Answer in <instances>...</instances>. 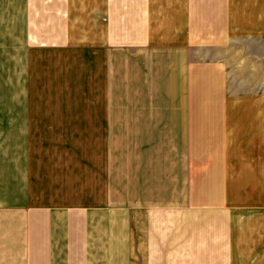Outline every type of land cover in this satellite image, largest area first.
I'll list each match as a JSON object with an SVG mask.
<instances>
[{"label":"crops","instance_id":"crops-1","mask_svg":"<svg viewBox=\"0 0 264 264\" xmlns=\"http://www.w3.org/2000/svg\"><path fill=\"white\" fill-rule=\"evenodd\" d=\"M58 2L0 0V264H79L72 259L75 250L82 241V254L89 258L92 240L99 257L117 256L120 242L133 258L129 264H157L171 255L173 264H181L184 249L192 258H206L191 264H264V109L226 102L200 110L189 100L199 82L217 90L207 96L228 97V68L219 57L213 61V50L222 56L232 35L264 38V0H88L81 5V35L93 37L84 30L96 28L100 40L92 44L104 50L106 89L125 76L121 94L133 96L121 104H97L90 112L104 123L101 128L215 130L206 142L204 216L196 206L183 224L175 212L172 218L161 215L164 203L141 202L133 227L124 219L121 233L110 205L59 208L13 195L25 187L29 130L54 127L50 105L37 103L32 88L38 66L46 65L48 73L47 60H37L38 50L47 54L55 43H69L73 22L63 14L72 11L71 0ZM89 8L93 18L86 20ZM124 33L125 41L115 39ZM154 38L157 42L150 41ZM94 78L99 79L98 71ZM197 121L205 125L191 124ZM251 208L254 216L247 217Z\"/></svg>","mask_w":264,"mask_h":264},{"label":"rangeland","instance_id":"rangeland-1","mask_svg":"<svg viewBox=\"0 0 264 264\" xmlns=\"http://www.w3.org/2000/svg\"><path fill=\"white\" fill-rule=\"evenodd\" d=\"M56 1H60L59 6L63 1L68 2ZM87 2L71 0L72 11L63 14L64 20L69 15L73 22L68 46L55 43L47 54L38 50L37 60H47L48 73L46 65L37 67V80L32 91L37 96V103L50 105L54 127L29 130L25 187L21 191L15 189L13 195L17 200L47 203L59 208L92 210L110 205L116 212L118 233L124 232V219L129 226L135 221L137 212L141 211V202H145V206L164 203L165 210H161V215L172 218L175 212L176 216L182 215L183 224L188 223L196 206L199 217L204 216L208 201L206 192L202 191L206 189V142H211L215 130L209 133L204 127L101 128L99 125L104 123L98 122L97 114L90 111L97 104H109L110 101L114 105L121 104L125 97L129 101L133 96L121 94L128 83L125 76L121 80L118 77L106 89L102 70L106 65L104 50L96 49L92 44L95 39L100 40L95 38L98 32H95L96 28H90L84 33L93 37L81 35V5ZM55 11H59L58 8ZM90 11L92 8L85 13L86 20L93 18ZM55 19L61 21L62 14L55 13ZM115 39L125 41L126 34H116ZM150 41L157 42L155 38ZM151 45L156 47V43ZM229 46L225 49L227 54L225 50L222 56L215 50L212 54L213 61H219V57L227 65L228 97L207 96L210 90H217L203 88L204 82H199L197 94L189 98L190 104L200 110L226 102L264 109V38L260 33L247 34L244 39L232 35ZM152 55L157 56L156 49ZM97 71L99 79L95 80ZM249 115L251 112L246 113L247 117ZM191 124L205 125L201 121ZM252 214L251 208L247 217H253ZM182 228L184 240L188 227ZM134 232L136 235V225ZM96 247V241L92 240L89 258L85 257L81 241V248L77 247L72 259L81 264H129L133 261L132 257L126 256L120 242L119 249L115 250L117 256L113 257L95 256ZM190 252L189 249L182 251L186 255L181 258V264L205 261L206 258H192ZM172 256L158 258L157 264H173Z\"/></svg>","mask_w":264,"mask_h":264}]
</instances>
